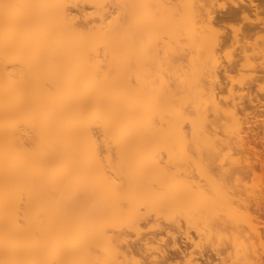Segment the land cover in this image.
<instances>
[{"label": "bare ground", "instance_id": "6f19581e", "mask_svg": "<svg viewBox=\"0 0 264 264\" xmlns=\"http://www.w3.org/2000/svg\"><path fill=\"white\" fill-rule=\"evenodd\" d=\"M209 1L0 0V264L166 260L167 243L185 253L184 228L204 223L212 241L229 227L236 192L223 178L255 173L262 101L250 86L260 78H233L221 53L240 44L235 66L248 70L260 47L249 33L211 35ZM259 2L238 3L226 20L248 19ZM190 163L224 183L186 180ZM260 192L247 206L261 215ZM232 227L252 264L251 227ZM222 250V264H239ZM193 254L188 264H213Z\"/></svg>", "mask_w": 264, "mask_h": 264}, {"label": "rangeland", "instance_id": "374dc122", "mask_svg": "<svg viewBox=\"0 0 264 264\" xmlns=\"http://www.w3.org/2000/svg\"><path fill=\"white\" fill-rule=\"evenodd\" d=\"M147 1L145 0L146 4H147ZM205 1H207V0H205ZM231 1H233V2H231ZM246 1H248V0H244V1L243 0H211V2L209 1L210 2L209 5L211 7L210 9H211L212 14L215 15L216 17L217 16L219 17V18L217 17L218 20L214 21L215 25L212 24V26H210L209 29L211 31H209V32H211V35H213L215 38L219 37L217 39H220V40H222V39L224 40L227 37H232V36H237L239 39L242 38V40H243V39H246V38H243V36H245V35H247L249 33V36L248 37L246 36L247 39L249 40V42H251V45L248 43L249 46L250 47L251 46H254V47L256 46V49H257L258 48L257 46L259 45L260 49L263 50L262 51V50L258 49L259 50L258 52H260V54L262 53L261 55L259 53H258L259 55L256 54L257 51H255V53H253V51L249 52V54H250V59L249 60L251 62L249 61L248 63H251V64L254 63V67L252 69L250 68L248 70H245V69L241 70L242 69V65H240V64L241 63L244 64L245 60L242 61L243 60V58H242L243 55L241 56V51H240L241 47L240 48L238 47L240 44H236L235 43V45H234V43H232L233 45H229V44H231V43H229L227 45V47H225L226 49L223 50L222 53H221V59H222L221 61L225 64V66L227 65L229 68H232V69L234 68L233 72L231 73L233 78L235 77L237 80H239V78L240 79L244 78L243 81L245 80L246 82H248L251 78H260V80H261V82H260L261 86L260 87H258L256 85H250V86H252L251 89L253 88L252 92L254 94H256V95H259L261 97V101H262V107L260 109H258V111L256 112V119H255V122L253 123V127H252V130H251V140H252L251 143L253 142L252 146L254 147L255 151L253 153H251L249 155V157H251L250 162L253 161V164L255 165V167H254L255 168V173H252V172L247 173L246 172V173H243V174H234L233 177L232 176H230V178L227 177V178H229L227 180L225 178H223L224 181H225V183H224L223 179L221 180V175L217 171H215L214 168H211L210 171H208V170L202 171L203 169H201L200 167L196 168L197 166H194L191 163H190L191 165H189V164L185 165L186 167L188 166V168L186 170V175H187L185 177L186 180L187 179L188 180H190V179L193 180V177H191L189 179V176H195L194 178H196L197 175H202L206 179V183H208L209 180H213L214 181L215 179H220L224 184H227L230 189L232 187V191L235 190L236 193L238 191V193L240 192L242 194V196H241L240 193L238 195V193L236 194V193H234V191L231 194V192L228 191L230 189L226 190V192L228 191L227 192L228 194L230 193L229 194L230 196L234 195L236 197V199H233V198H235L234 196L231 197L234 200V202H233L234 205L236 206L235 207L236 210L234 211V215L232 214V212L234 210V209L232 210V207H231V209L229 208L231 213L230 212H227V213L228 214L230 213L229 214L230 217L231 216L236 217L237 220L234 218V220H236V221H233L232 217H231L232 218L231 219L227 213H224L225 217L226 218L229 217V219H230L229 222L227 221L229 227H224L225 229L228 228L229 232L224 229L223 230L224 232L219 233L217 236L215 235V238L214 239L212 238L213 239L212 241H208L209 239H207L206 236H204L202 234V233H206L207 232L206 228L208 226L206 227L205 226L206 224L203 225L204 223H201V225H199V227L196 226V228H201L200 230H198V229L196 230V228H194V229L188 228V230H187V227H186V230H185V228H184V235L182 234V236H181L183 238H181L179 240V246H182V248H181L182 250L185 249L184 250L185 253H187V252L188 253L191 252L192 254L193 253L194 254L195 253H197V254L200 253L199 255H196V256H200L201 253H202L201 256H203V257H205V256L208 257L209 256L210 259H211L210 261H212L213 264H215V263L216 264H220L221 263V261H219L220 256L217 257V255H216V252H218L219 249L222 250L221 248L226 249V252H228V253H226V255H223L225 253V251H223L224 249L222 250L224 252L222 254L223 255L222 258L227 259V261H230V262L231 261H235L237 259V257H238L239 259L236 260V261L239 264L241 262H245V263L249 262V263H246V264H251L250 260L249 261H245L243 258H241L242 257V255H241L242 254L241 253L242 247H240L241 244H239L238 242L239 241L242 242V237L241 238L236 237V238H238L237 240L234 239L235 238V236H234L235 231L233 230V227L231 229L234 232L230 229V227L232 225L234 226V229L242 230L241 232H243V230L244 231L246 230V232H247V231H249V229H246V228L251 227V229H250V231L248 233L249 234L251 233L250 234L251 237H253V235L255 236L253 241L252 240L251 241L253 243H254V241H256L255 249L257 248L255 250L256 254L254 253L255 255L254 254L253 255L255 257H258V259L264 261V258H263L264 257V255H263L264 254V213H262L260 215L259 212L257 213L254 210V207H251V209H250V206H247L248 203L250 204L251 202H253V201H251V202L248 201L247 202V200H249V198L252 196V194L258 193L259 191H261V192L264 191V161L262 163L258 162L259 160L256 161V158H260L261 160H264V62H263V64H261V62L263 61L262 59L264 57V56H262L264 54V6L260 7L261 10L258 9V10L251 11L250 14L248 15V19L247 18H242L240 16L237 19L236 18L233 19V21L229 20L230 22L226 20V17L228 16V13H227L228 11H230L232 8L238 7L239 6L238 3L239 4H244ZM259 1L256 0V3L260 4ZM261 4H262V1H261ZM212 10L215 12V14H214V12ZM139 11H141V13L144 14L142 9L139 10ZM226 13H227V15H226ZM143 14H141L142 17L146 16L145 14L144 15ZM142 17H140V19H142ZM144 18H143V21H146L147 17H144ZM221 18H223L224 20L221 19ZM249 30H251V31H249ZM143 42H144V40H143ZM252 43H254V45H252ZM249 46H247V47H249ZM250 50H252V49L250 48ZM238 61H239V63H237ZM252 61H253V63H252ZM248 63H246V64H248ZM235 64L237 66H240L241 69L240 70L236 69L237 67L235 66ZM233 65H234V67H232ZM261 65L263 66V68H262ZM246 67H247V65H246ZM240 81H242V80H240ZM198 179H199V177H197V179H194V180H198ZM195 182H197V181H195ZM227 185H226V187H227ZM233 187H234V189H233ZM248 196H249V198H248ZM244 197L247 198V199L245 200ZM254 197H255V195H254ZM242 198L245 201H243ZM251 198H253V197H251ZM196 199H197V196H191V200L195 201ZM237 199L238 200L241 199V200H239L238 204H235ZM251 204H253V203H251ZM226 214L228 215V217H227ZM245 214H246V216H245ZM235 215H237V216H235ZM247 215H249V216H247ZM242 218L245 221L247 220L248 222L246 223ZM238 220H239L241 225L237 224ZM234 223H236V226L238 225L236 228H235ZM229 224L230 225L232 224V225L230 226ZM239 225H240V227H239ZM230 230L232 232H230ZM238 230H236V231H238ZM246 232H243V234H248ZM208 233H209V230H208ZM208 233L206 235H208ZM228 233H230V234H228ZM224 234H226L227 237ZM239 234H240V232H239ZM255 234L256 235L259 234V236H261L262 239L260 237H257ZM231 235H232V237H231ZM186 236L191 237L193 239H189ZM258 238L263 240V241L261 243L257 242V241H259V240H257ZM191 240H193V241H191ZM233 240H235V242ZM218 241H220V242H218ZM236 241H237V243H236ZM222 242H224V244ZM168 245H171V246H169V248H168L167 247ZM167 246L166 247L168 248L167 249V253H168L169 258L166 259V260L161 259L162 257L158 258V256L155 257L156 259L154 258L155 260L153 258H148V260H147V258L143 259V258L137 257L136 259H127L128 261L124 260V259L122 260V258H121V261H120V258H119L118 259L119 262L117 261L115 263H105V262H101L98 259H96L95 261L93 260V262L88 263V264H188V259L185 256V253L174 251V248H173V245H172L171 242L167 243ZM238 246H239V249H238ZM217 249H218V251H217ZM175 250H176V248H175ZM227 255L229 256V258H228ZM224 256H226L227 258L224 257ZM253 257L251 258V260H253V259L255 260V258H253ZM149 259H151V260H149ZM224 259L222 261H224ZM240 259H241V262L239 261ZM242 259H243V261H242ZM260 260H259V262H262ZM253 261H252V264L253 263L254 264H256V263L258 264L259 263L258 261L256 263L253 262ZM225 262H226V260H225ZM78 264H80V263H78ZM262 264H264V263L262 262Z\"/></svg>", "mask_w": 264, "mask_h": 264}]
</instances>
